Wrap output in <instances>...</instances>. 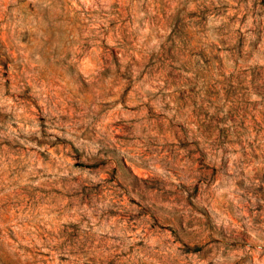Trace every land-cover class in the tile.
Wrapping results in <instances>:
<instances>
[{"label": "rangeland", "instance_id": "1", "mask_svg": "<svg viewBox=\"0 0 264 264\" xmlns=\"http://www.w3.org/2000/svg\"><path fill=\"white\" fill-rule=\"evenodd\" d=\"M0 264H264V0H0Z\"/></svg>", "mask_w": 264, "mask_h": 264}]
</instances>
